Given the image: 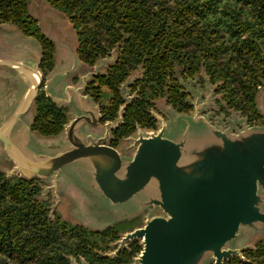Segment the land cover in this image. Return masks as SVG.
<instances>
[{
	"label": "trees",
	"instance_id": "1",
	"mask_svg": "<svg viewBox=\"0 0 264 264\" xmlns=\"http://www.w3.org/2000/svg\"><path fill=\"white\" fill-rule=\"evenodd\" d=\"M65 14L77 34L82 62L95 65L116 55L106 71L87 88L101 107L102 122H123L113 131L118 147L138 128L157 129L158 101L179 112L194 110L189 87L209 81L221 95L219 108L233 111L251 125H264L257 96L264 88V0H46ZM30 0H0V24L16 25L39 40L44 76L55 66L56 46L43 34L29 10ZM128 84L125 97L123 85ZM33 130L60 134L69 109L59 107L41 88ZM43 182L7 177L0 168V264H130L142 246L138 240L117 255L122 237L116 226L93 230L52 212L42 198ZM228 264H264V237Z\"/></svg>",
	"mask_w": 264,
	"mask_h": 264
},
{
	"label": "water",
	"instance_id": "2",
	"mask_svg": "<svg viewBox=\"0 0 264 264\" xmlns=\"http://www.w3.org/2000/svg\"><path fill=\"white\" fill-rule=\"evenodd\" d=\"M31 14L37 18L41 28L37 15ZM38 14L47 13L42 11ZM48 38L56 46L55 40ZM71 49L81 61L77 45ZM42 56L41 46L40 55L0 57V68L14 70L23 88L17 106L0 124V143H3L1 147L8 158L1 169L6 176L27 180L39 178L43 182L42 198L47 199L45 186H50L57 195V202L58 193L54 186L57 174L64 165L76 160L86 162L98 187L114 204L129 200L152 183L154 196L138 216L152 210H160L161 213H149L144 225L122 234L116 242L117 248L108 255L115 256L127 248L129 242L138 240L142 249L133 258L136 264H204L200 261L206 254L205 264H228L232 257L244 259V250L254 245L234 247L231 242L242 226L264 227V199L260 194V189L264 188V126L242 138L241 135H246L244 129L233 130L226 123L227 119L241 113L233 111L229 117L215 118L216 125H213L214 113L203 114L206 112L202 108L204 103L193 100L191 94L194 110L190 113L211 126L220 144L202 152L195 161L184 162V142L165 134L164 110L168 104L163 99L164 109L154 111L159 121L158 128H138L134 134L124 138L133 141L130 147L134 149L132 155H126L119 146H112L111 141L113 131L123 122L127 104L120 108L115 121L103 123L100 105L87 93L89 84L106 71L116 55L100 59L90 68L82 83H66L61 94L52 91L57 85L50 87L57 67V53L55 66L47 76L40 67ZM29 70L38 74L37 80L30 77ZM137 75L131 76L123 85L128 101L132 97L127 86ZM41 88L59 107L69 109L68 123L55 136H43L33 130L36 113L30 122L17 126L22 115L31 109L36 111L35 102ZM263 89L257 96L260 112L259 95ZM188 90L191 93L190 87ZM88 97L93 100L98 116H92V110L85 105ZM220 98L221 95L216 100ZM242 120V128L252 130L255 126L248 123L247 117L242 116ZM84 123L96 127L94 132L84 131ZM231 135L242 139L235 140ZM46 179H50L49 185H44ZM54 207L52 203V212ZM74 264L88 263L84 259L81 262L74 259Z\"/></svg>",
	"mask_w": 264,
	"mask_h": 264
},
{
	"label": "rangeland",
	"instance_id": "3",
	"mask_svg": "<svg viewBox=\"0 0 264 264\" xmlns=\"http://www.w3.org/2000/svg\"><path fill=\"white\" fill-rule=\"evenodd\" d=\"M29 7L31 13L39 18L43 32L56 42L57 67L54 70V77H51L50 87L57 85L56 90L52 91L61 94L66 83H82L84 76L90 73L92 66L81 62L74 56L71 47L77 45V34L64 13L53 9L46 0H30ZM42 11L47 14H38ZM40 53L41 45L37 38L23 34L16 25L0 24V57L14 58L15 55H40ZM62 71H66V73ZM192 84L194 85L190 89L193 100L204 103L202 108L206 109V112H203V114L214 113V120H211L213 125H216L215 118H219L225 113H219L220 108L216 99L220 95L214 93L215 86L208 82L203 87L196 81ZM22 92L21 82L14 70L0 68V124L11 115ZM259 103L261 112L264 113V89L259 95ZM85 105L92 110V116H98V110L90 97L85 99ZM164 107V100H159L158 111H161ZM35 113V109H31L22 115L17 126L22 122H30ZM164 120L166 123V136L184 142L182 146V160L184 162L186 160L188 162L195 161L202 152L220 144L211 126L204 119H198L191 113L179 112L171 105H167L164 110ZM226 123L233 130L244 129L246 135H241L242 138L249 137L262 126L257 124L252 126V130L242 128L244 123L242 115L232 116L227 119ZM82 127L87 132H94V129H96V127H92L87 123H84ZM231 137L235 140L242 139L232 135ZM132 143L131 139L123 140L119 145V149L126 155H132L134 152V149L130 147ZM1 145L3 143H0V168H3L8 158ZM49 184L50 179H46L44 185ZM152 185L150 183L146 189L135 194L129 200L114 204L102 193L86 162L76 160L64 165L57 174L54 186H56L59 202L56 200V193L50 186H45L48 191L45 197L51 204H55V211L72 223H81L90 229H105L108 226H116L118 229L124 230L132 226L136 228L144 225L146 216L149 213H161L160 210H152L138 216L141 210L146 208L148 200L154 196ZM260 194L264 199V188L260 189ZM127 231L121 234L124 235ZM263 237L264 227L256 229L251 226H242L231 245L234 247L255 245ZM207 259L208 255L206 254L202 256L200 263L205 264ZM131 264H136V261L133 260Z\"/></svg>",
	"mask_w": 264,
	"mask_h": 264
},
{
	"label": "bare ground",
	"instance_id": "4",
	"mask_svg": "<svg viewBox=\"0 0 264 264\" xmlns=\"http://www.w3.org/2000/svg\"><path fill=\"white\" fill-rule=\"evenodd\" d=\"M28 72H29L31 78H33L35 80L38 79V74L35 71L29 70Z\"/></svg>",
	"mask_w": 264,
	"mask_h": 264
},
{
	"label": "flooded vegetation",
	"instance_id": "5",
	"mask_svg": "<svg viewBox=\"0 0 264 264\" xmlns=\"http://www.w3.org/2000/svg\"><path fill=\"white\" fill-rule=\"evenodd\" d=\"M219 113H223V111H221V109L219 110ZM135 226H132V227H129V228H126V229H124V230H120V234L122 233V232H125V231H127V230H132L133 228H134Z\"/></svg>",
	"mask_w": 264,
	"mask_h": 264
}]
</instances>
